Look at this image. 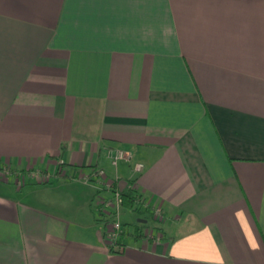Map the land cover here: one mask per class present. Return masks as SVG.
<instances>
[{"label": "crops", "instance_id": "1", "mask_svg": "<svg viewBox=\"0 0 264 264\" xmlns=\"http://www.w3.org/2000/svg\"><path fill=\"white\" fill-rule=\"evenodd\" d=\"M3 166L0 264H264V0H0Z\"/></svg>", "mask_w": 264, "mask_h": 264}, {"label": "built area", "instance_id": "2", "mask_svg": "<svg viewBox=\"0 0 264 264\" xmlns=\"http://www.w3.org/2000/svg\"><path fill=\"white\" fill-rule=\"evenodd\" d=\"M108 159L113 167H116L122 161H130L131 157L129 154L125 153L121 149H110L107 152ZM143 166L141 164H134L133 169L135 172L139 173L142 170ZM10 170L7 166L0 168V178L7 179L10 175ZM33 176L39 177L38 173H35ZM40 178V177H39ZM86 180L93 182L95 188L98 191L96 198V209L100 216L105 219H109L107 223L106 238L110 248L119 247L118 242L123 234L122 224L120 222V212L122 209V198L121 192L116 189H112L113 182L107 181V177L101 171L96 172L95 174L85 177ZM20 182V181H19ZM109 193V198L99 197L100 193ZM154 220L158 221L162 219V215L159 210L153 212ZM158 239V238H157Z\"/></svg>", "mask_w": 264, "mask_h": 264}, {"label": "rangeland", "instance_id": "3", "mask_svg": "<svg viewBox=\"0 0 264 264\" xmlns=\"http://www.w3.org/2000/svg\"><path fill=\"white\" fill-rule=\"evenodd\" d=\"M39 174V173H38ZM41 175L39 174V177H40ZM39 177H33V178H31V179H33V180H35V181H37V180H42L41 179V177L39 178ZM25 180V179H24ZM33 180L32 181H30V182H33ZM28 182V181H27ZM23 184V179H21V184L20 185H22ZM22 186H24V184L22 185ZM21 186V187H22ZM97 197V196H96ZM99 197H101V198H105L106 200H108V198H109V196H107L106 195V193H100V195H99ZM95 200H96V198H95ZM96 202L97 201H95V203H94V206L96 207ZM95 211L97 212V209L95 208ZM155 210H151V213H152V215H153V212H154ZM159 212H160V214L162 215V212L159 210ZM135 215H137V214H135ZM138 216V219L139 218H146V220H147V222H146V225H148V226H150L149 228H147V232H146V234L147 235H149V234H151V233H153V235L155 234V231L154 230H157V228H159V227H163V224H161V223H159L158 221H154L152 218L154 217V216H152V218L150 217V216H148L147 215V213H143V214H139V215H137ZM100 217V216H99ZM135 217L136 216H134V214H132L131 212H129V211H126L125 209H124V211H122L121 210V212H120V222H121V224H122V229H128L127 227L129 226L128 224H133V225H135V224H137V220L135 219ZM137 218V217H136ZM135 219V220H134ZM128 222H130V223H128ZM133 222V223H132ZM160 237V236H159Z\"/></svg>", "mask_w": 264, "mask_h": 264}, {"label": "trees", "instance_id": "4", "mask_svg": "<svg viewBox=\"0 0 264 264\" xmlns=\"http://www.w3.org/2000/svg\"><path fill=\"white\" fill-rule=\"evenodd\" d=\"M11 173V172H10ZM93 174V173H92ZM95 174V173H94ZM115 188V185H112V189ZM121 198H122V206L125 210H129V211H132V212H135L137 214H139L140 212L142 213H147L149 214L150 216H152V213L150 214V211L149 209H144V211L141 210V207H138L136 204V195H135V192L133 190H128L126 192H121ZM143 225H136L135 228H134V232L133 234L136 236V237H141L142 236V230H143ZM129 229H126V232H123V234L121 235L119 241L121 242L122 240V237L126 234H129ZM119 243V242H118ZM120 244V243H119Z\"/></svg>", "mask_w": 264, "mask_h": 264}]
</instances>
